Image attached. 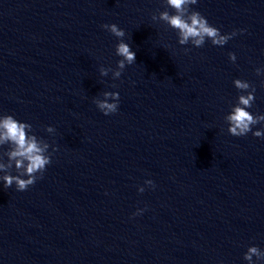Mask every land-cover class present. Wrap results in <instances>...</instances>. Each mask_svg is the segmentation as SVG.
<instances>
[{
	"label": "water",
	"instance_id": "1",
	"mask_svg": "<svg viewBox=\"0 0 264 264\" xmlns=\"http://www.w3.org/2000/svg\"><path fill=\"white\" fill-rule=\"evenodd\" d=\"M191 7L237 34L180 45L152 20L164 0H0V114L30 123L52 154L26 190L0 180V264H248L250 245L264 249V138L233 136L224 119L237 78L264 114V0ZM120 39L135 62L101 76ZM104 91L119 93L116 113L94 103Z\"/></svg>",
	"mask_w": 264,
	"mask_h": 264
},
{
	"label": "clouds",
	"instance_id": "2",
	"mask_svg": "<svg viewBox=\"0 0 264 264\" xmlns=\"http://www.w3.org/2000/svg\"><path fill=\"white\" fill-rule=\"evenodd\" d=\"M198 0H164L165 10L153 13V21H163L176 30L178 43L187 45L191 43L194 47H202L206 40H210L213 45L223 46L229 39L237 34V30L222 34L220 29L211 25L206 17L191 6L196 5ZM171 8L174 11L169 12ZM102 28L110 31L118 38L125 36L124 29L116 23H105ZM239 31L243 32L244 29ZM188 51V49H185ZM116 55L122 57L117 61V67L110 69L101 66L99 71L101 76H107L112 72L113 79L121 77L126 64L135 62V52L125 40L120 39L115 48ZM229 59L236 60L235 53L230 52ZM258 76H264V68H256ZM236 89L240 90L237 102L231 107V111L225 115L224 119L228 123V132L233 136H246L249 132L255 137L264 138V130L256 129L253 126L264 123V114H253L248 109L255 101V86L247 80L234 79ZM264 87V80H261ZM103 98H94V103L104 115L116 113L119 107V93L114 91H104ZM46 131L53 133L54 127L49 125ZM7 145L6 151H0V180L4 182V187L9 188L15 184L18 191L26 190L33 185L37 179L42 178L47 165L51 161V153L48 151L50 145L43 138H38L32 132V125L14 118L11 114H0V148ZM53 147V151H55ZM7 157L5 161L4 157ZM15 167L17 174H10V170ZM26 177V178H25ZM146 185L155 187L151 179L144 182ZM139 192H144V186H138ZM144 209H137L133 215L142 213ZM255 257V260L253 259ZM243 258L248 264H264V249L256 245H250L244 253ZM222 264V262H221Z\"/></svg>",
	"mask_w": 264,
	"mask_h": 264
}]
</instances>
